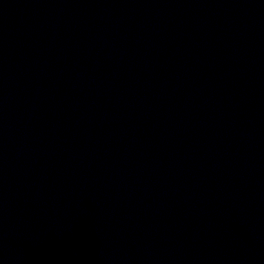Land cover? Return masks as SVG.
Wrapping results in <instances>:
<instances>
[{"label": "water", "instance_id": "95a60500", "mask_svg": "<svg viewBox=\"0 0 264 264\" xmlns=\"http://www.w3.org/2000/svg\"><path fill=\"white\" fill-rule=\"evenodd\" d=\"M0 264H264V0H0Z\"/></svg>", "mask_w": 264, "mask_h": 264}]
</instances>
